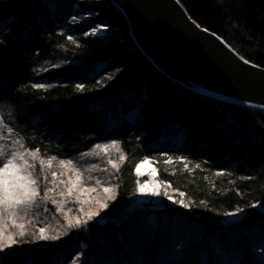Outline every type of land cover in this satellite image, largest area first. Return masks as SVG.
<instances>
[{
	"label": "trees",
	"instance_id": "16d2710c",
	"mask_svg": "<svg viewBox=\"0 0 264 264\" xmlns=\"http://www.w3.org/2000/svg\"><path fill=\"white\" fill-rule=\"evenodd\" d=\"M179 1L201 27L264 67V0ZM97 24L104 32L84 35ZM0 114V147L10 151L20 140L39 148L34 172L41 171L27 235L0 254V264H264V111L169 80L139 51L109 0H0ZM113 140L115 168L92 157L94 145ZM41 159L53 164L46 174ZM145 160L189 207L132 208ZM63 168L90 186H114L101 222L69 228L46 198ZM238 209L241 222L224 225ZM46 227L56 240L39 239Z\"/></svg>",
	"mask_w": 264,
	"mask_h": 264
},
{
	"label": "water",
	"instance_id": "95a60500",
	"mask_svg": "<svg viewBox=\"0 0 264 264\" xmlns=\"http://www.w3.org/2000/svg\"><path fill=\"white\" fill-rule=\"evenodd\" d=\"M139 51L165 77L212 100L264 111V67L192 19L179 0H109Z\"/></svg>",
	"mask_w": 264,
	"mask_h": 264
},
{
	"label": "snow or ice",
	"instance_id": "6c2138e0",
	"mask_svg": "<svg viewBox=\"0 0 264 264\" xmlns=\"http://www.w3.org/2000/svg\"><path fill=\"white\" fill-rule=\"evenodd\" d=\"M76 17H73L75 20ZM102 26L97 24L95 28L90 29V32L95 33L97 29H100ZM85 36L89 35V32L84 33ZM69 40L72 39L71 36L68 37ZM245 63H248L245 60ZM109 79L111 77H108ZM48 85L43 83H33L32 88L41 89L46 88ZM76 88L80 91L84 90V84L78 83ZM4 117L0 114V125H3ZM9 133L12 132V129H8ZM3 138V128L0 127V139ZM15 145L18 147H12L10 151H5L3 147H0V252H6L7 249L13 247L17 244V237L21 240L27 235L23 224H16L18 219L25 217L27 213L36 205V198L39 196V187L38 180L33 178V173L30 171L32 168V164L29 163L28 157H32L33 160L36 159L37 155L40 153V149H32L25 148V145L20 141H15ZM119 142L113 140L110 142V145H101L96 144L94 148L100 149L103 148L105 151L109 146L117 147ZM122 159L126 157H121ZM52 160H56V157L53 156ZM185 158L181 157L183 161ZM109 163L115 168L117 165L109 160ZM144 162H148L145 160ZM62 166L67 167L72 164L70 160H61ZM45 161L41 159L40 167L43 169ZM142 166V164L140 165ZM48 167H51V163H48ZM199 168V165H196ZM137 175H139V167H137ZM55 175V174H54ZM218 175H222V173H218ZM46 179V177H45ZM80 174L77 173V180L79 181ZM153 187L155 190L151 193L153 196H160V186L157 182L153 181ZM169 187L171 185L169 184ZM73 189H68V194H72ZM85 191H89V189H85ZM91 191H95V189H91ZM139 191L143 194L145 192V185L140 184ZM104 192L108 193V199H114V196L111 194L112 190L109 187L104 188ZM46 195V193H45ZM167 195V193H165ZM181 195H184L181 193ZM167 198L173 203H180L182 207H189V205L184 204L183 201L173 200L171 195H168ZM55 203V201H53ZM108 204L106 202H100V208L106 209ZM252 207H257V205L253 204ZM59 210V209H57ZM83 211V209H81ZM244 209H238V212L227 213L229 216H237L239 212H243ZM98 215V212H89L86 214V219L83 223H87L93 216ZM10 218L12 223L19 228L18 232L9 233L5 230L4 224L6 220ZM81 223L79 218H77L76 225L78 226ZM74 225L71 221L68 222V227L72 228ZM39 239L41 240H56L57 237L55 235L49 236L46 234L45 228L39 229Z\"/></svg>",
	"mask_w": 264,
	"mask_h": 264
},
{
	"label": "rangeland",
	"instance_id": "374dc122",
	"mask_svg": "<svg viewBox=\"0 0 264 264\" xmlns=\"http://www.w3.org/2000/svg\"><path fill=\"white\" fill-rule=\"evenodd\" d=\"M95 27H93V28H95ZM104 30H105L104 27H101L100 29H97V31L95 33L90 32V30L88 32L91 35H100L102 32H104ZM108 145H110V144H108ZM119 155L120 154L118 153L117 147H112V146H109L106 151L103 148H100V149L96 148L94 153H92V157L103 158V159L105 158V159L113 161L114 163H117L119 161V160H117V158L119 159ZM120 158H121V156H120ZM28 160H29V163L32 164V168L30 169V171H32L33 178H35L34 176L36 174L40 175V173H41V171L39 173L34 172V170H35L34 168L36 167V164H38L39 162L37 159L33 160L32 157H28ZM105 161L106 160H104V162ZM48 163L44 164V169H45L44 173L45 174H46V169H52V167H53V164L51 163V167L49 168ZM141 164L142 165L147 164L150 166V170L146 174L141 173V171H140V167H141L140 165ZM141 164L138 166L140 174L137 175V177L140 181V184L145 185V192L142 194L138 188V194L132 202V208L137 209L140 206H144V207H147L148 209L159 210V209L163 208V205L165 203H171L172 204L173 202L167 198V196L170 195V188L166 187L165 185H163L160 182V180L158 178V172H157L155 165L151 161L143 162ZM72 171H70L66 168H63L62 170H60V172L54 178L55 181H54L53 185L56 184L55 185L56 187H52L49 189V186H48L49 184L47 183V185H46V188H47L46 189V191H47L46 198L48 200H50L51 202L55 201L54 204H56V206L58 205L57 208L59 209L61 217L63 216L65 223L68 224V222L71 221L74 226H77L76 225L77 218H79V220L82 223L86 219L87 213L98 212V214H99V212L102 210V208H100V202H107L109 200L108 199L109 194L104 192V188L105 187L111 188V190H112L111 194L112 195H114L115 188H114V186H111L109 184L99 185L98 183H96L95 186H90L89 182L82 180L81 177L78 181L77 180V173L75 171H73V172ZM136 174H137V171H136ZM43 178H44L45 182L48 180V178H46V179H45V177H43ZM37 180H38V178H37ZM153 181L157 182V184L160 186V191H161L160 196H153L151 194L155 190V188L153 187V183H152ZM57 183H58V185H57ZM64 184L66 185L67 188L64 186ZM140 184H139V186H140ZM69 188L73 189L71 195L68 194ZM85 189H89V191H85ZM91 189H95V191H91ZM165 193H167V195H165ZM36 200H37V198H36ZM173 200H175V199L173 198ZM34 207H36V205ZM81 209H83V211H81ZM97 216L98 215H95L91 218V219L94 218V223L101 222L100 218H97ZM26 217H28V213L25 217L18 219L16 221V223L17 224H23L25 226V224L28 223L27 222L28 218H26ZM25 219H26V222H25ZM242 219H243V215H242V213L239 212V214L237 216H228L225 219L224 225H234V224L241 222ZM10 224L12 225L13 223H12L11 219L8 218L6 220V223L4 224V228L6 231L10 227L9 226ZM46 228H47L46 229L47 235L50 236V235H54L56 233V230H54V229L52 230L51 228H48V227H46ZM43 241L47 242L49 240H47V241L43 240ZM7 251H8V249L6 250V252ZM6 252H0V254H5Z\"/></svg>",
	"mask_w": 264,
	"mask_h": 264
},
{
	"label": "bare ground",
	"instance_id": "6f19581e",
	"mask_svg": "<svg viewBox=\"0 0 264 264\" xmlns=\"http://www.w3.org/2000/svg\"><path fill=\"white\" fill-rule=\"evenodd\" d=\"M150 170V166L147 164H144L140 167V171L142 174H146Z\"/></svg>",
	"mask_w": 264,
	"mask_h": 264
}]
</instances>
